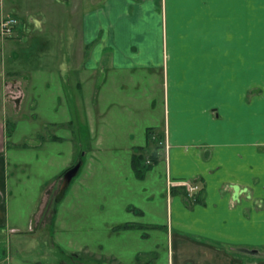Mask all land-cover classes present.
Here are the masks:
<instances>
[{"label": "crops", "instance_id": "obj_1", "mask_svg": "<svg viewBox=\"0 0 264 264\" xmlns=\"http://www.w3.org/2000/svg\"><path fill=\"white\" fill-rule=\"evenodd\" d=\"M24 1L36 15L6 38L10 48L8 39L44 28L48 5L55 18L68 6L79 56L89 71L101 67L107 92L139 80L163 87L168 111L158 131L169 149L159 158L170 178L201 185L191 202L185 187L170 188L172 264H255L248 250L264 246V0ZM7 83L0 78V94ZM6 130L0 119V264H9L20 230L8 220Z\"/></svg>", "mask_w": 264, "mask_h": 264}, {"label": "rangeland", "instance_id": "obj_2", "mask_svg": "<svg viewBox=\"0 0 264 264\" xmlns=\"http://www.w3.org/2000/svg\"><path fill=\"white\" fill-rule=\"evenodd\" d=\"M0 1V17L17 16L20 25L36 15L24 0ZM50 7L44 28L8 39L12 48L6 38L13 33L0 36V78L8 81L0 119L14 122L6 125L8 220L20 229L8 244L9 264H172L170 188L185 187L191 202L201 185L170 178L159 158L169 149L166 132L158 131L168 111L163 87L155 92V84L139 80L134 89L107 92L101 67L89 71L79 56V27L69 7L61 18ZM254 87L263 94L262 84ZM135 151L143 177L131 166ZM76 163L78 172L55 201L63 173ZM262 245L247 255L255 264L264 263Z\"/></svg>", "mask_w": 264, "mask_h": 264}, {"label": "water", "instance_id": "obj_3", "mask_svg": "<svg viewBox=\"0 0 264 264\" xmlns=\"http://www.w3.org/2000/svg\"><path fill=\"white\" fill-rule=\"evenodd\" d=\"M79 167H80V164L79 163H76L72 167L68 168L63 173L62 180H61V183H60V186H59V190H58V192H57V194L55 196V201H58V200H60L63 197V195H64L67 187L69 186L72 178L78 172ZM248 252L249 253H257L258 254V251L257 250H248Z\"/></svg>", "mask_w": 264, "mask_h": 264}, {"label": "built area", "instance_id": "obj_4", "mask_svg": "<svg viewBox=\"0 0 264 264\" xmlns=\"http://www.w3.org/2000/svg\"><path fill=\"white\" fill-rule=\"evenodd\" d=\"M18 24L17 18L14 16H7L0 20V36L4 37L13 33L16 25ZM191 191L197 189L196 187H189Z\"/></svg>", "mask_w": 264, "mask_h": 264}, {"label": "trees", "instance_id": "obj_5", "mask_svg": "<svg viewBox=\"0 0 264 264\" xmlns=\"http://www.w3.org/2000/svg\"><path fill=\"white\" fill-rule=\"evenodd\" d=\"M9 124L10 127H13L14 126V123H9L7 122L6 125ZM7 134L10 135V133L8 132V130H6ZM141 156L139 154H133L132 155V158H131V166L134 170V172L136 173V175L138 177H143L144 174H143V168L141 167ZM129 225L128 224H124V227H128ZM36 264H39V263H36Z\"/></svg>", "mask_w": 264, "mask_h": 264}, {"label": "flooded vegetation", "instance_id": "obj_6", "mask_svg": "<svg viewBox=\"0 0 264 264\" xmlns=\"http://www.w3.org/2000/svg\"><path fill=\"white\" fill-rule=\"evenodd\" d=\"M7 16H10V15H8V14L5 15V14H3V16L0 17V20H1L2 18H4V17H7ZM7 36H9V35H7ZM7 36H4V37H7Z\"/></svg>", "mask_w": 264, "mask_h": 264}]
</instances>
